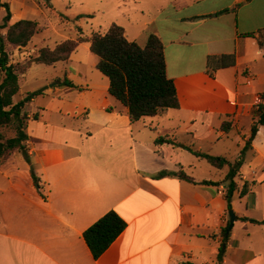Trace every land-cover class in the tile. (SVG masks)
Returning <instances> with one entry per match:
<instances>
[{
  "label": "crops",
  "instance_id": "crops-1",
  "mask_svg": "<svg viewBox=\"0 0 264 264\" xmlns=\"http://www.w3.org/2000/svg\"><path fill=\"white\" fill-rule=\"evenodd\" d=\"M130 2L129 11L141 19L119 26L142 47L151 36L161 40L180 108L133 123L128 108L110 95L96 55L79 62L87 68L66 71L64 78L56 73L28 91L25 97L42 91L27 107L28 156L15 152L0 164V264H218L222 229L230 224L229 168L216 169L189 149L225 157L229 153L220 145L236 129L229 161L239 159L251 135L241 126L248 118L255 124L258 97L264 104L263 93L248 101L246 92L254 83L264 86V49L248 36L264 29V0ZM11 11L10 24L28 19L26 9L20 12L24 17ZM19 50L13 62L32 57ZM73 53L50 67L69 66ZM217 55L236 56V65L210 75L208 58ZM39 66L44 65L21 75L19 93ZM224 122L232 124L228 133L221 129ZM260 132L259 127L250 149L255 158L244 161L236 178V219L222 264H264V247L244 220H256L250 212L264 210V195L248 197L250 178L264 164V151L255 144ZM159 137L171 143H157ZM245 183L249 191L241 195ZM110 211L126 229L95 259L83 234Z\"/></svg>",
  "mask_w": 264,
  "mask_h": 264
},
{
  "label": "trees",
  "instance_id": "trees-1",
  "mask_svg": "<svg viewBox=\"0 0 264 264\" xmlns=\"http://www.w3.org/2000/svg\"><path fill=\"white\" fill-rule=\"evenodd\" d=\"M0 6L6 10V16L0 25V164L7 161L15 152L28 156L26 143L29 140L27 107L32 100L41 95L42 91L29 93L18 103L14 97L20 91V77L34 65L52 66L58 62L68 61L71 54L85 42H90V51L99 58L97 69L109 79V93L128 108L130 120L134 123L146 117L163 115L167 110L179 109L180 103L174 80L167 75L165 49L161 40L151 36L142 47L131 42L126 36L125 29L116 23L110 25L105 34L93 33L89 39L78 37L69 39L54 49L42 48L37 56H32L23 63L12 61L8 47L16 49L25 48L38 33V22L25 19L10 24L12 12L8 3ZM3 31H6L5 34ZM257 40L258 46L264 49V29L258 34H249ZM236 65V56L217 55L210 56L207 62V72L213 75L217 71ZM66 85L73 87L71 83ZM255 115L258 123L264 125V104H261ZM34 118H37L36 116ZM232 124L224 122L221 129L228 133ZM258 133L257 124H253L251 135L241 150L240 157L234 163L227 158L213 156L204 152L189 149L195 156L206 160L216 169L229 168L225 178L228 185L226 199L229 210H232L231 201L233 193L237 190L236 178L244 165L245 154L252 148V142ZM157 143H171L166 138L159 137ZM181 179L194 183V179L184 172L177 174ZM204 184L218 185L213 182ZM249 191V184L245 183L241 195ZM256 224L264 221L244 219ZM230 224L222 229L223 244L219 248L218 262L222 263L225 247L231 235ZM126 229L125 221L115 212L110 211L90 228L83 238L95 259H98L118 239Z\"/></svg>",
  "mask_w": 264,
  "mask_h": 264
},
{
  "label": "rangeland",
  "instance_id": "rangeland-1",
  "mask_svg": "<svg viewBox=\"0 0 264 264\" xmlns=\"http://www.w3.org/2000/svg\"><path fill=\"white\" fill-rule=\"evenodd\" d=\"M2 3H8L10 8L14 10L16 14H20L21 10H28L27 18L38 22V33L31 41L30 47L35 51H31V48H21L19 52H27L24 56H37V53L42 48L54 49L60 43L67 39H77L80 35L84 37H90L93 33L105 34L111 23H119L127 26L130 19H134V22L140 18V15L136 12H130L129 8L132 5L130 0H1ZM11 2V3H9ZM12 12V11H11ZM26 15V13H25ZM24 15V16H25ZM6 16V10L0 6V25ZM24 17L23 15H19ZM137 24V23H135ZM6 31H3L5 34ZM18 49L8 47L10 56L14 54ZM73 62L62 63L55 70L50 66H39L32 71L21 84V92L15 97L16 103L25 98L26 93L31 89H35L37 86L45 82V78L51 77L56 73H59L58 77L64 78L66 71H77L83 68H87L81 63L88 61L89 56H95L90 51L88 43L81 44V46L73 53ZM25 62V61H23ZM22 62V63H23ZM66 66V67H65ZM66 68V70H64ZM38 70V71H37ZM57 71V72H55ZM96 72V71H95ZM1 80V75H0ZM56 81V80H55ZM53 81L49 84L54 85ZM248 101L251 97H254L257 93H263L264 86H258L253 84V89H247ZM255 109V108H253ZM256 113V112H255ZM254 113V114H255ZM257 127L261 128V132L256 140V147L264 151V125L258 123L259 119L255 115L254 118ZM147 120H153L147 118ZM155 120V119H154ZM251 119L248 118L241 126L242 132L247 134L251 132L252 126L250 125ZM240 133V132H239ZM236 129L231 130L230 138L223 146L227 151L228 160H232L230 151H233V144L231 143L234 138L238 136ZM219 146V147H220ZM216 149V148H215ZM256 154L252 150H248L245 154V160L247 163L254 159ZM215 173L218 171L214 170ZM255 176L250 178L251 189L248 197L254 198L253 194L264 195V164L254 170ZM221 173V172H220ZM218 174V173H217ZM255 195V194H254ZM256 196V195H255ZM247 197V198H248ZM251 216L256 219H261L264 216V210L262 213L251 211ZM252 223V222H251ZM250 225L251 231L256 232L253 236L255 241H258L259 247H264V227H259L260 224L252 223ZM221 247V246H220ZM218 260V259H217ZM223 262V261H222ZM219 264V262H218ZM222 264V263H221Z\"/></svg>",
  "mask_w": 264,
  "mask_h": 264
},
{
  "label": "water",
  "instance_id": "water-1",
  "mask_svg": "<svg viewBox=\"0 0 264 264\" xmlns=\"http://www.w3.org/2000/svg\"><path fill=\"white\" fill-rule=\"evenodd\" d=\"M229 215H230V227H229V229H231L234 222H235L236 216L232 210L229 211Z\"/></svg>",
  "mask_w": 264,
  "mask_h": 264
},
{
  "label": "built area",
  "instance_id": "built-area-1",
  "mask_svg": "<svg viewBox=\"0 0 264 264\" xmlns=\"http://www.w3.org/2000/svg\"><path fill=\"white\" fill-rule=\"evenodd\" d=\"M256 102H257V106L259 107V106L261 105V98L258 97V98L256 99Z\"/></svg>",
  "mask_w": 264,
  "mask_h": 264
}]
</instances>
